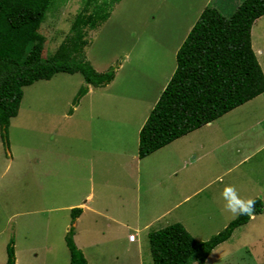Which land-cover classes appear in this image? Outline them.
<instances>
[{
  "label": "rangeland",
  "instance_id": "1",
  "mask_svg": "<svg viewBox=\"0 0 264 264\" xmlns=\"http://www.w3.org/2000/svg\"><path fill=\"white\" fill-rule=\"evenodd\" d=\"M171 1L119 0L111 7L110 14L104 20H99L98 16L108 9V0H103V5L94 11L91 3L90 11L99 21L93 29L86 27L82 30L88 45L91 44L90 47H83L84 59L91 62L97 71L99 68L103 72L109 68L114 70L115 79L100 88L88 89L89 92L76 104L72 103V100L77 89L83 84L81 74L77 72H57L47 80H37L22 87L17 114L10 118L7 126L6 142L0 137V259L6 255L4 248L9 238L13 241V251H17L18 264H24V261L26 264L32 263L28 247L35 249L31 252L32 257L34 253L39 254L38 246L41 249L42 239L46 237L45 221L42 219L49 213L39 211L48 205L36 202L42 191L37 185L42 188L44 186L45 198L50 182L65 177L68 170V158L65 157L68 153L71 155L72 150L77 147L86 152L88 141L99 139L106 142V138H114L115 133H108V117L111 120L117 118L115 123L120 126L134 114L132 112L136 113L132 119L136 124H142V118L147 117L175 68L171 48L178 46V41L170 29L178 25L176 21L180 9L184 8V0H180L177 7ZM80 7L81 0H51L44 19L34 33L35 38L42 44V57L50 55L65 38L70 21ZM187 10L180 19L184 20L186 16L187 24L192 25L196 19L193 18L194 12L189 8ZM186 27L187 25L180 26L177 31L181 33ZM167 36H170V39L166 44ZM258 44L256 43L257 48H264V43L260 47ZM256 60L264 76V52L261 56H256ZM124 97L130 99L125 101ZM252 102L254 103L242 105L245 107L240 106L221 115L211 127L195 129L194 132H189V135L186 133V140H190L191 145L182 138L178 141L181 145L171 149L173 156L178 159L182 158V150L187 151L185 156H188L189 151L190 157L193 153L196 156L203 154L194 163L196 169L181 168L178 175L170 177L166 182H157L159 189H164L163 193L169 194L166 203L162 202L163 208L172 207L167 216L153 225L150 231L174 222H182L183 228L195 240L204 241L234 218L230 213L223 211L220 193L225 185L234 184L236 177L239 178L241 173L225 169L232 166L239 155L242 156V153L250 151L264 141V92ZM123 106L130 110L129 118H125L129 115L117 113ZM122 134L130 137L128 134ZM224 138H228L226 142L219 143L212 150V147ZM61 153L66 154L60 156ZM171 153L166 151L163 155L171 158ZM260 159L261 155L259 158L255 155L237 169H244L242 171L248 181L243 184L238 180L239 184L242 188L248 187L250 191L255 192L257 199L261 198L253 189L258 188L259 192L264 190V160L262 159L260 164L254 163ZM171 166L172 164L168 168ZM190 174H201V182L211 180V186L188 201L173 206L181 197L180 193H174L176 186L179 190L186 191L193 183H197L198 178L194 179ZM98 176L101 178L102 175ZM106 179L109 182L111 178ZM148 181L155 183L154 180ZM114 182L115 180L111 179V182L106 184L107 194L112 196L113 193L111 201L117 194L113 188V185L116 187ZM143 187L155 191L149 194L150 198L160 197L158 190H152L149 185L139 186V192ZM128 188L133 192L134 185H129ZM238 188L240 189V186ZM241 193H245V190ZM193 206L201 214L194 213ZM252 216L246 223L235 228L227 240L214 247L204 264H264V255L260 249L264 248V207ZM61 221H64L63 216ZM51 226L55 229L57 225L52 222ZM141 235L142 239L138 240L140 252L138 250L136 255L141 254L142 264H152L147 235L140 233ZM46 238L49 244H55L49 236ZM119 242L122 243L121 238ZM112 245L110 243L111 247ZM110 246L103 248V254L106 256L110 253ZM55 252L62 261L61 250L56 247Z\"/></svg>",
  "mask_w": 264,
  "mask_h": 264
},
{
  "label": "trees",
  "instance_id": "2",
  "mask_svg": "<svg viewBox=\"0 0 264 264\" xmlns=\"http://www.w3.org/2000/svg\"><path fill=\"white\" fill-rule=\"evenodd\" d=\"M119 0H108L109 7L98 16L104 20ZM103 0H81L68 33L57 48L42 57V44L34 33L51 0H0V137L6 142L10 118L17 114L22 87L47 80L54 73L81 74L84 83L106 85L113 70L97 72L84 59L88 45L84 28L98 23L93 11ZM264 13V0H242L228 16L206 5L175 51V68L137 135V156L141 158L189 131L219 117L264 91V76L250 47L249 29ZM36 40V41H35ZM80 86L72 103L84 95ZM251 214L260 210L259 199ZM80 212L70 209V225L64 234L69 264H86L73 243V222ZM249 215L231 219L221 230L204 241L195 240L174 222L147 232L152 264H204L207 255L232 231L246 223ZM6 260L14 264L13 241L5 244Z\"/></svg>",
  "mask_w": 264,
  "mask_h": 264
},
{
  "label": "crops",
  "instance_id": "3",
  "mask_svg": "<svg viewBox=\"0 0 264 264\" xmlns=\"http://www.w3.org/2000/svg\"><path fill=\"white\" fill-rule=\"evenodd\" d=\"M241 1L242 0H184V8L180 9L181 12L179 18L176 21L178 25L173 29H170V32L174 37H176L179 46L192 26L187 24L186 16L184 20L180 19L181 16H184V14L188 12V8L194 12V19L197 18L202 8L206 5L214 7L221 15L228 17ZM171 3L176 6L179 5L180 0H176L175 2L172 0ZM176 15L178 14L176 13ZM263 21L264 13L253 20L249 29L250 47L255 58L256 56H261L264 52V48L261 49L256 46V43H259V47L264 43ZM186 25L187 27L184 28L181 33L177 31L178 27ZM168 39H170V36L166 38V44ZM90 45L88 46L90 47ZM178 46L171 48L173 56ZM92 67H94L93 64ZM98 71H100V68ZM114 79L115 72L111 83ZM263 92L232 108L231 110L242 105H247L248 103H254L252 101L261 96ZM129 99L130 98L124 97L125 101H128ZM129 111L130 110H127L125 106H123L118 109L117 113L129 115ZM132 113L134 114L131 115V117L130 115L125 116V118H130L121 126L118 123H115L117 118L111 120L108 117V121L113 123H108V133H115L116 136L114 138H106V142L99 141V139L94 142L88 141L87 148L85 149L87 150L86 152L79 150L77 147L74 151L72 150L71 155L68 153V155H66L67 157H65V159L68 158V170H66L65 177L60 178L61 180L58 179L50 182L49 189L46 190L48 195L45 198L43 197L44 186L42 188L41 185H37V187L41 188L42 191L38 198H36V202L38 204L41 203L42 205H48V207L39 209V211H46V213H49V215H45L42 219L43 222L45 221V235L46 237L49 236L55 244H49L47 242V238L45 237V239H42L43 243L41 242L40 244L42 245L41 249H39L38 246L37 251L39 254L34 253V257L31 256V252H34L35 249H33V247H28V251L32 259V263L28 264H34L35 262L36 264H69V252L64 242V234L70 223L71 208L80 209V212L75 217L72 224V239L76 248L82 253L86 264H142L141 254L136 255L141 247L140 243H138L139 238L142 239V235L140 236V233L147 235L150 228L159 223L162 218L167 216L168 210L172 207L171 206L168 209L163 208L162 202L166 203V199H168L167 195L169 194L167 192L163 193L165 190L159 189L157 182L159 180L166 182V180L170 177L178 175L181 168L185 169V167H191L192 169H196V165L194 163L203 153H199L197 156L193 153V156L190 157L189 151L188 156H185L187 151L182 150V158L180 159L173 156V153H171V149L181 145L179 144L180 142H178L180 139L183 138L185 142H190V140H186V137L190 133L194 132V129L189 131L190 133L188 132V135L185 134L181 137H177L151 153L138 158L137 135L141 123L136 124L132 121V119L136 116L135 112ZM219 117L201 125L196 129L213 126L217 123ZM143 120H145L144 117L141 120L142 123ZM114 125L116 128H114ZM122 133L128 134L130 137L127 138ZM226 139L228 138H224L222 141L216 143L212 147V150L218 146L219 143L226 142ZM166 151L171 153V158L163 155ZM63 154L66 153H61L59 155L62 156ZM242 154L243 155H239L235 163L226 168L225 171H231V169H233L234 171L236 170L241 173L239 174L240 177L238 178L237 176L235 179L237 181L232 185L235 186L236 190H239L238 194L241 198L244 196L245 199H252L255 198V192L250 191L248 187L242 188L238 182V180H241L243 184L248 182L244 176L245 172L242 171L244 169H237L243 165L245 161L252 159L255 155H257L258 158L261 155V158L264 160V141H261L256 147ZM262 159L255 161L254 163L260 164ZM174 163H176L175 166ZM171 164L172 166L168 168ZM78 165L80 167H77ZM141 168L142 170H140ZM103 174L107 176L106 178L110 177L115 180L114 184H116V187L113 185V188H115L117 194L112 201L111 199L113 197V193L112 196H109L106 190V184H109L111 179H109L108 182L105 176L103 177ZM98 175H102L100 176L101 178H99ZM190 176L194 179L197 177V183H193L190 188L186 189V191L183 189L179 190L176 186L174 193H180L181 197L179 201L173 204V206L181 202H185V200L188 201L205 188L211 186V180L206 181L205 183L201 182V174L200 176L190 174ZM262 177H264V175ZM148 180H154L155 183H149ZM58 182L59 184L56 185ZM140 184L145 186L149 185L152 190H158L157 193L161 194L160 197L150 198L149 194L155 191H151L147 187L142 188V193L139 192L140 190L138 187L142 186ZM129 185H134L133 192L128 188ZM239 186L240 189L238 188ZM257 189L258 188H254L253 190L256 191L258 193L257 195H259L258 197L261 198L259 199L261 205L260 209L263 210L264 190L261 189L259 192L260 189ZM244 190L245 193L242 194L241 192ZM147 196L148 198H146ZM193 212L201 214L197 212V208L195 206H193ZM153 213H155V215ZM203 214L206 213L203 212ZM33 215L35 216L37 213H34ZM252 215L253 214H250L249 219L253 217ZM62 216L64 221L60 222V218ZM52 222L57 225L55 226V229L51 226ZM208 222L210 221L208 220ZM130 233L135 234L133 241H129L127 239V236ZM120 238L122 239L121 244L119 242ZM110 243L113 244L112 247L110 246ZM106 245L111 247L110 253L107 256L105 253L103 254V248H105ZM56 247L61 250L62 261H60V256L55 252ZM260 249L262 250L261 254L264 255V248L261 247ZM16 252L13 251L14 264H18V256ZM131 252H134L133 255L130 254ZM131 258H133L134 261ZM5 260L6 255L4 258L0 259V264H3ZM24 264H26L25 261Z\"/></svg>",
  "mask_w": 264,
  "mask_h": 264
},
{
  "label": "clouds",
  "instance_id": "4",
  "mask_svg": "<svg viewBox=\"0 0 264 264\" xmlns=\"http://www.w3.org/2000/svg\"><path fill=\"white\" fill-rule=\"evenodd\" d=\"M91 67H92V65H91ZM95 71H97V70H95ZM97 72H103V71H97ZM113 74H114V70H113ZM82 81H83V78H82ZM82 86H84L86 88L85 94L88 92V89H89L88 87H90V90L92 88H100V87H102V86L94 87V86H92L90 84L84 83V81H83ZM84 95H82L80 98H82ZM80 98H79V100H80ZM220 195H221V199L223 200V211H225L227 213H230L233 217H239L241 215H250L252 213L254 207H255V204H256V201L254 199L241 198L240 195L238 194L235 186H233V185H225L224 188L221 190Z\"/></svg>",
  "mask_w": 264,
  "mask_h": 264
},
{
  "label": "built area",
  "instance_id": "5",
  "mask_svg": "<svg viewBox=\"0 0 264 264\" xmlns=\"http://www.w3.org/2000/svg\"><path fill=\"white\" fill-rule=\"evenodd\" d=\"M134 238H135V234H134V233H130V234H128V236H127V239H128L129 241H133Z\"/></svg>",
  "mask_w": 264,
  "mask_h": 264
}]
</instances>
